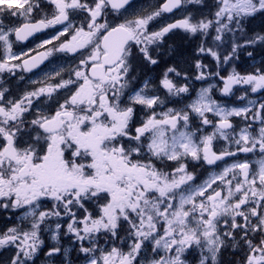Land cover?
Masks as SVG:
<instances>
[{
  "label": "snow or ice",
  "instance_id": "obj_1",
  "mask_svg": "<svg viewBox=\"0 0 264 264\" xmlns=\"http://www.w3.org/2000/svg\"><path fill=\"white\" fill-rule=\"evenodd\" d=\"M0 264H264V0H0Z\"/></svg>",
  "mask_w": 264,
  "mask_h": 264
},
{
  "label": "flooded vegetation",
  "instance_id": "obj_2",
  "mask_svg": "<svg viewBox=\"0 0 264 264\" xmlns=\"http://www.w3.org/2000/svg\"><path fill=\"white\" fill-rule=\"evenodd\" d=\"M140 1L141 0H139V2H138L139 4L145 5V3H141ZM147 6H149V5H147ZM166 16H167V19L162 21L164 23L172 22L175 19H179L181 17V13L176 12L174 14H166ZM259 24H260V21L257 20L255 22V25H254V27H256L257 30H259ZM53 31H54L53 29H49L46 32L37 33L35 36L30 37L28 41H25V42H22V43L18 44L17 47H16V50L19 51V50L23 49V50L27 51L29 48H35V46L37 44H39L41 42V40L48 38V35H50ZM174 39L179 40V35L174 37ZM69 63H71V61H69ZM24 75L26 77V79L24 81L13 80L11 85H9L10 87H12L14 89V91H17V92L22 91L28 86L27 77L31 76L32 74L26 73ZM199 86L200 85L197 84V87H199ZM218 147H219V145H218ZM196 170H197V172H201L202 171L201 169H196ZM227 258L231 259L230 256H228Z\"/></svg>",
  "mask_w": 264,
  "mask_h": 264
},
{
  "label": "rangeland",
  "instance_id": "obj_3",
  "mask_svg": "<svg viewBox=\"0 0 264 264\" xmlns=\"http://www.w3.org/2000/svg\"><path fill=\"white\" fill-rule=\"evenodd\" d=\"M149 2H153V3H155V2H157V0H142V1H141V3H145L144 6L149 5ZM242 157H245V156H244V155H240V156L238 157V159L241 160ZM248 157H249L248 159L251 160V161L253 162V164H255V162H256V161L258 160V158H259L257 154H249ZM231 162H232V160L229 159V163H231Z\"/></svg>",
  "mask_w": 264,
  "mask_h": 264
}]
</instances>
